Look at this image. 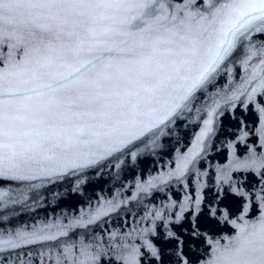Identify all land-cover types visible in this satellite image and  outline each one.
Listing matches in <instances>:
<instances>
[{
    "label": "snow or ice",
    "instance_id": "6c2138e0",
    "mask_svg": "<svg viewBox=\"0 0 264 264\" xmlns=\"http://www.w3.org/2000/svg\"><path fill=\"white\" fill-rule=\"evenodd\" d=\"M104 20L111 25L97 27ZM5 43L22 52L20 59L9 52L8 70L0 67V176L11 179H29L23 173L33 165L59 167L69 152L81 157L73 167L95 166L116 153L134 158L141 145L154 147L186 121L204 125L193 146L199 147L216 115L212 90L238 50H244L240 62L251 88L237 91L250 101L264 91V0H178L175 7L170 0H0V45ZM59 59L76 61L68 76L30 86L45 77L41 68ZM60 90L65 94L55 95ZM33 97L40 102L19 103ZM228 195L221 189L218 203L203 208L202 197L188 198V238L209 245L207 258L196 264H264V196L256 205L259 219L250 223L245 216L251 205L229 219L223 204ZM205 222L237 231L221 244L210 239ZM164 239L175 245L176 264H193L184 237L168 231ZM5 243L15 246L14 239L0 240ZM147 247L160 259L158 248ZM81 256L73 264H95L101 253L85 248Z\"/></svg>",
    "mask_w": 264,
    "mask_h": 264
},
{
    "label": "water",
    "instance_id": "95a60500",
    "mask_svg": "<svg viewBox=\"0 0 264 264\" xmlns=\"http://www.w3.org/2000/svg\"><path fill=\"white\" fill-rule=\"evenodd\" d=\"M170 3L178 6V0ZM110 25L104 20L97 27ZM255 43L259 46L261 41ZM9 52L15 59L22 57L20 50L0 45V67L6 71ZM244 55L243 49L238 50L229 73L217 78L209 100L216 115L199 147L193 146L204 125L200 120L186 121L154 147L141 145L134 158L116 153L95 166L73 167V161L78 163L81 157L69 152L59 167L33 165L23 173L29 179L0 176V240L14 239L15 244H0V264H73L76 257L83 259L81 249L85 248L101 253L95 264H125L122 256L129 264H176L175 245L164 239L168 231L185 238L184 252L196 264L198 258H207L209 245L188 238V198L202 197L203 208L218 203L221 189L229 192L223 199L229 219L251 205L245 220L255 223L259 219L256 205L264 196V91L258 89L251 101L246 92L237 91L241 85L251 88L244 83L248 79L240 62ZM255 63L256 58L251 61ZM75 64V60H54L40 69L45 77L30 86L62 81ZM64 94L63 90L55 93ZM40 99L19 103L33 105ZM65 115L70 117L71 111L65 110ZM80 152L87 148L81 146ZM178 216L184 217L179 223ZM237 223L243 222L237 219ZM202 226L211 240L221 244L237 231L228 223ZM33 233L56 239H37ZM148 243L160 250V259L151 254Z\"/></svg>",
    "mask_w": 264,
    "mask_h": 264
}]
</instances>
